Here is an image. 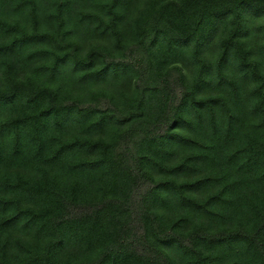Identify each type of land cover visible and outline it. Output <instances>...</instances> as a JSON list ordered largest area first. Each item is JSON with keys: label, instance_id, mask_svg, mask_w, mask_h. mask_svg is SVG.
<instances>
[{"label": "clouds", "instance_id": "clouds-1", "mask_svg": "<svg viewBox=\"0 0 264 264\" xmlns=\"http://www.w3.org/2000/svg\"><path fill=\"white\" fill-rule=\"evenodd\" d=\"M0 95V264H264V0H0Z\"/></svg>", "mask_w": 264, "mask_h": 264}, {"label": "trees", "instance_id": "trees-1", "mask_svg": "<svg viewBox=\"0 0 264 264\" xmlns=\"http://www.w3.org/2000/svg\"><path fill=\"white\" fill-rule=\"evenodd\" d=\"M13 32L12 29H9V34ZM21 40H24L25 42L30 43H43V37H28L24 38L21 37ZM17 41L13 40L11 44L8 46V49L11 50L15 48ZM33 56H38L40 53H33ZM15 94H13L14 98ZM0 103L3 104H9L11 103V99L7 96L0 95ZM19 123L17 120L12 121V127L16 126ZM9 126H5L3 128H0V135H3L4 132L8 131ZM248 152V149L245 148H238L236 152L232 154L231 157H229L230 161H233V158L235 160L233 162H238L241 158L244 157V155ZM15 155V152L13 153ZM143 160V158H141ZM255 160V154L248 156V158L245 160L244 164L240 166V168L244 171H251L253 166L256 164ZM181 168L183 165L180 166ZM121 173H117V176H119V180L113 179H105L104 177H101L99 182L95 184V186L92 189L93 196L98 200H106L107 207L110 211L119 212V208L117 205L120 203V200L115 199V197H120V199H127L129 205H133L135 203L136 197L138 196L139 192L143 188V184H141L140 180L136 178V170L131 167V165L127 166L125 169H122ZM120 181H123V183H120ZM214 182L218 183L219 180L216 177H205L203 180H196L193 182L192 185H188L189 190H193L194 186L196 190H203L204 188L210 187ZM14 185H9V188H15ZM225 187H229L228 185H225ZM223 191V190H222ZM221 197L220 196H209L208 200L205 201V205H208L209 208L212 207H219L221 209L226 208L230 206V202L221 203ZM0 203L4 204L6 207L4 208L5 211L8 210L9 207L13 204V201H0ZM195 203V202H193ZM205 205H196V207H204ZM218 213H213V215H217ZM20 213H17L16 216H12L9 219L11 221H16L17 217L20 216ZM9 221H4V224H8ZM262 229H264V225H261L260 228H257V232H260ZM233 239H231L232 244H246L247 249L246 251L250 256H252L255 259H258L260 261H264V256H261L258 250V246H256V241L254 237H244L241 236L240 233H233L229 234Z\"/></svg>", "mask_w": 264, "mask_h": 264}]
</instances>
